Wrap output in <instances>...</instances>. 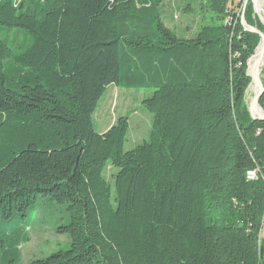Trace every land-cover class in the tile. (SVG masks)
Instances as JSON below:
<instances>
[{
	"label": "trees",
	"instance_id": "1",
	"mask_svg": "<svg viewBox=\"0 0 264 264\" xmlns=\"http://www.w3.org/2000/svg\"><path fill=\"white\" fill-rule=\"evenodd\" d=\"M234 2L207 0L185 38L162 0H0V219L39 198L70 215L69 246L29 264H264V121L245 102L261 37ZM245 18L264 33L251 2ZM110 85L151 93L134 149L129 115L95 128Z\"/></svg>",
	"mask_w": 264,
	"mask_h": 264
},
{
	"label": "rangeland",
	"instance_id": "2",
	"mask_svg": "<svg viewBox=\"0 0 264 264\" xmlns=\"http://www.w3.org/2000/svg\"><path fill=\"white\" fill-rule=\"evenodd\" d=\"M240 2L242 0H235L233 6L236 8ZM249 2L253 4L255 15L259 19L260 17L264 18V2L262 7L260 6L263 10L260 14L256 7V0H249L246 7L245 0H243L242 13L244 10L246 12ZM162 14L166 25L185 38L195 37L200 29L214 18V14L207 7V0H162ZM2 37H9V40L11 42L14 40L16 44L22 40L21 35L15 32L3 34ZM260 43L257 48L262 45ZM257 48L252 56L256 54ZM261 80L264 82V71ZM252 84L251 81L245 96V102L249 104V107L252 99L248 92ZM150 95L149 90L124 89L116 85L108 86L93 115L96 130L100 133L108 130L119 117L129 115L130 128L125 149H134L137 145L149 140L153 114L144 107L142 101ZM116 172L117 168L110 166L105 171V177L112 184H114ZM69 218L66 205L46 198H39L23 212L14 213L10 218L0 219V236L5 237V233L9 236V238H3L5 240L4 248H10L20 243L18 245L20 253L18 264H29L35 259L45 258L56 251L66 249L70 244V237L67 234L59 233L58 229L67 224ZM25 234H27L28 240L24 239L23 235ZM4 248H0V264H7L3 258Z\"/></svg>",
	"mask_w": 264,
	"mask_h": 264
},
{
	"label": "water",
	"instance_id": "3",
	"mask_svg": "<svg viewBox=\"0 0 264 264\" xmlns=\"http://www.w3.org/2000/svg\"><path fill=\"white\" fill-rule=\"evenodd\" d=\"M249 0H245V7L247 5ZM262 17H260L261 19ZM261 21L263 22L264 24V20L263 18L261 19ZM241 24L242 26L245 28V30L249 31V32H252V33H255V34H258L260 35L261 37V44H264V33L262 31H260L258 28L256 27H253V26H250L247 24V21L245 19V10L244 12L242 13L241 15ZM260 47V46H259ZM259 47L257 48V51L259 49ZM256 51V52H257ZM255 56V55H254ZM252 56L249 61H248V68H249V62L250 60L254 57ZM259 61V60H258ZM255 68L250 72H248V75L251 77L252 79V83L256 86L257 88V91L253 97V99L251 100V103H250V107H249V110L253 116V118L255 120H260V121H264V110L262 109V107L260 106V100L264 94V82L261 80V78L258 77V75L256 74L255 72Z\"/></svg>",
	"mask_w": 264,
	"mask_h": 264
},
{
	"label": "bare ground",
	"instance_id": "4",
	"mask_svg": "<svg viewBox=\"0 0 264 264\" xmlns=\"http://www.w3.org/2000/svg\"><path fill=\"white\" fill-rule=\"evenodd\" d=\"M263 2H261V0H256V7L258 9V13L262 14V5H263ZM261 6V7H260ZM261 16V15H260ZM264 20V18H263ZM259 60V61H258ZM255 68V72L256 74L258 75L259 78H262V74H263V71H264V44H262L258 51L256 52L255 56L250 60L249 62V70L252 71L253 69ZM257 91V88L254 84H252L249 88V97L251 99H253L255 93Z\"/></svg>",
	"mask_w": 264,
	"mask_h": 264
},
{
	"label": "built area",
	"instance_id": "5",
	"mask_svg": "<svg viewBox=\"0 0 264 264\" xmlns=\"http://www.w3.org/2000/svg\"><path fill=\"white\" fill-rule=\"evenodd\" d=\"M248 176L250 179H255L257 177V171L256 170L249 171ZM263 237H264V231H263Z\"/></svg>",
	"mask_w": 264,
	"mask_h": 264
},
{
	"label": "crops",
	"instance_id": "6",
	"mask_svg": "<svg viewBox=\"0 0 264 264\" xmlns=\"http://www.w3.org/2000/svg\"><path fill=\"white\" fill-rule=\"evenodd\" d=\"M106 131H107V129H106L105 131L101 132V133H104V132H106Z\"/></svg>",
	"mask_w": 264,
	"mask_h": 264
}]
</instances>
